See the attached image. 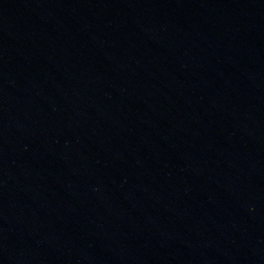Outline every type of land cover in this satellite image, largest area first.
<instances>
[{"label": "water", "instance_id": "water-1", "mask_svg": "<svg viewBox=\"0 0 264 264\" xmlns=\"http://www.w3.org/2000/svg\"><path fill=\"white\" fill-rule=\"evenodd\" d=\"M0 264H264V0H0Z\"/></svg>", "mask_w": 264, "mask_h": 264}]
</instances>
